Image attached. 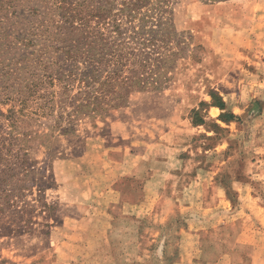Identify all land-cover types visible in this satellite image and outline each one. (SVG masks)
Returning <instances> with one entry per match:
<instances>
[{
  "label": "rangeland",
  "instance_id": "374dc122",
  "mask_svg": "<svg viewBox=\"0 0 264 264\" xmlns=\"http://www.w3.org/2000/svg\"><path fill=\"white\" fill-rule=\"evenodd\" d=\"M99 1L110 84L78 62L0 140V264H264V0Z\"/></svg>",
  "mask_w": 264,
  "mask_h": 264
},
{
  "label": "trees",
  "instance_id": "16d2710c",
  "mask_svg": "<svg viewBox=\"0 0 264 264\" xmlns=\"http://www.w3.org/2000/svg\"><path fill=\"white\" fill-rule=\"evenodd\" d=\"M149 1L126 0L121 11L136 15L139 7ZM109 15L110 9L99 0H0V103L10 105L6 114L0 109V140H6L5 135L10 134L6 127L15 128L22 122L21 116H28L26 110L30 107H36L35 114L39 116L43 104L52 108L55 90L42 91L55 86L54 81L59 82L62 90H69L78 62L94 67L78 73L80 84L83 83L80 92H87L94 82L101 87L110 84L109 74L104 81L98 77V66L110 61L105 51ZM114 56L119 59L117 66H124L120 55ZM60 60L73 65L63 76L54 73ZM46 94L52 98L45 97ZM212 99V105L224 108V103L213 94ZM3 147L0 145V176L12 178L25 157L4 154ZM27 170V164L21 166V171Z\"/></svg>",
  "mask_w": 264,
  "mask_h": 264
},
{
  "label": "crops",
  "instance_id": "0c3cea01",
  "mask_svg": "<svg viewBox=\"0 0 264 264\" xmlns=\"http://www.w3.org/2000/svg\"><path fill=\"white\" fill-rule=\"evenodd\" d=\"M198 221H199V219H198ZM109 226L111 227V225H110V223L108 224V226H107V228H109ZM199 229H201L202 230V228L201 227H198V228H196V229H194V232H189L188 233V237H193V239L195 240L194 241V244H196V243H199V246H196V248H197V251H204V246H202V244H200V241H202L201 240V234L199 233H197L196 231H199ZM186 250H187V248H186ZM186 250H185V253H186ZM191 254V253H190ZM189 255V254H188ZM186 257V256H185ZM185 257H181V259L180 260H183ZM192 257H194V256H192ZM207 263L206 264H208L209 262L208 261H206ZM217 264V263H216ZM229 264V263H228Z\"/></svg>",
  "mask_w": 264,
  "mask_h": 264
}]
</instances>
